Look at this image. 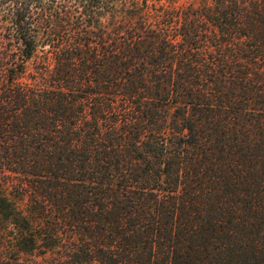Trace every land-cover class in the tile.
<instances>
[{
	"label": "trees",
	"instance_id": "1",
	"mask_svg": "<svg viewBox=\"0 0 264 264\" xmlns=\"http://www.w3.org/2000/svg\"><path fill=\"white\" fill-rule=\"evenodd\" d=\"M0 264H264V0H0Z\"/></svg>",
	"mask_w": 264,
	"mask_h": 264
}]
</instances>
